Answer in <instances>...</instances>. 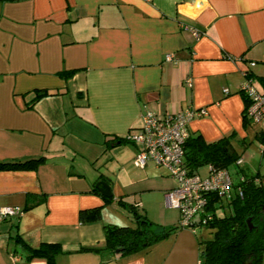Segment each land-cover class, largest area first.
Listing matches in <instances>:
<instances>
[{"label":"crops","instance_id":"1","mask_svg":"<svg viewBox=\"0 0 264 264\" xmlns=\"http://www.w3.org/2000/svg\"><path fill=\"white\" fill-rule=\"evenodd\" d=\"M244 70L264 75V0L0 2V161L41 158L0 169V208L21 210L0 220V264H198L190 227L126 253L105 248V225H135L130 207L161 226L179 221L164 208L163 169L135 167L122 138L144 113L203 109L189 136L242 141ZM95 207L97 219L80 217ZM44 243L59 246L51 261L30 253Z\"/></svg>","mask_w":264,"mask_h":264},{"label":"trees","instance_id":"2","mask_svg":"<svg viewBox=\"0 0 264 264\" xmlns=\"http://www.w3.org/2000/svg\"><path fill=\"white\" fill-rule=\"evenodd\" d=\"M10 0H0L7 2ZM247 77L252 81L256 80L259 89L264 93V75L254 76L245 70ZM72 71H66L64 77L69 76ZM244 108L242 111V124L245 126L250 122L245 117V108L248 100L241 93ZM41 95L36 93L34 100ZM31 100L30 103L34 100ZM204 115V114H202ZM193 118V117H192ZM136 129V128H134ZM134 129L128 130V133ZM127 133V134H128ZM122 141L134 142L126 138ZM258 144L262 146L261 153L264 155V134L258 129L254 133ZM238 153L233 149L229 136H223L215 141L205 142L199 135H191L183 143L182 160L185 167L192 171L201 164H207L211 169H224L228 173V165L234 164L238 168L239 179L236 183H231L228 196L220 198L211 192L206 195L207 201L204 208L210 214V218L202 223V218L196 216L190 223V228L204 224L210 230V236L206 239L198 240L199 256L198 264H261L264 253V186L256 174L244 173L240 168ZM41 158H33L19 161H0V169L5 167H20L35 165ZM230 178V176H229ZM109 201L110 198H102ZM225 199V200H223ZM221 208L223 214H216V210ZM132 220L135 225H105L104 239L105 248L108 250H119L126 253L141 248L149 247L157 241L174 233L182 226L179 221L174 226H161L152 223L145 215L138 213L134 207H130ZM80 217L87 219H97L98 209L82 210ZM203 216V214L201 215ZM179 219V217H178ZM248 219V221H246ZM59 246L54 243H44L37 248L30 249L31 254H44L49 261L54 259L58 253Z\"/></svg>","mask_w":264,"mask_h":264},{"label":"built area","instance_id":"3","mask_svg":"<svg viewBox=\"0 0 264 264\" xmlns=\"http://www.w3.org/2000/svg\"><path fill=\"white\" fill-rule=\"evenodd\" d=\"M191 36L197 39L201 32L186 26ZM172 55H165L170 60ZM253 65V62H249ZM243 80L240 84L241 93L248 100L245 108V117L252 124H257L264 134V93L259 92L252 85L247 74L242 71ZM188 84V80H187ZM226 90H224L225 92ZM203 109H187L171 116H156L151 112L144 113L139 127L130 131L126 138L137 146L136 154L132 160L135 167L142 168L147 162L164 167L174 179L175 185L164 193L168 206L178 210L179 223L190 226L194 216H200L202 223L210 218L204 211L208 193H215L220 198L229 194L230 178L224 169H211L202 178L195 170H188L182 160L183 143L188 137L186 123L194 116L204 114ZM238 159L236 163H240ZM21 210L10 206L0 208V220L18 216ZM203 214V216H201Z\"/></svg>","mask_w":264,"mask_h":264},{"label":"rangeland","instance_id":"4","mask_svg":"<svg viewBox=\"0 0 264 264\" xmlns=\"http://www.w3.org/2000/svg\"><path fill=\"white\" fill-rule=\"evenodd\" d=\"M251 82L255 88L259 89L258 84L255 79H253ZM243 128H244L243 130L245 134H244L242 141H236V142L231 141L232 146L235 149V152L239 153L243 157V160L246 164V167L244 166V171H247V173H253V174L259 173V175L264 177V156L260 154L259 144H258L257 139L254 136V133L259 129V126L257 124L249 123V124H246ZM160 169H163L164 171L162 173V176L159 175L163 178L162 181H164L167 185H170L171 187H173L175 185L174 179L167 173L164 167H161ZM227 170H228L232 183H236L237 180L239 179L237 166L232 163L228 165ZM197 172L202 178L206 177L208 174L207 164L199 165ZM158 199L159 197L157 195H154L152 198L153 203L156 202L158 204L159 203ZM110 206L111 207L113 206L115 209H120L121 211H123L122 205L117 204V202L111 203ZM164 208L173 210V212H175V214L177 215L176 219L178 221V210L176 207H171V206L165 207L164 206ZM149 209H151L153 215L156 214L155 207L153 205H151ZM215 213L218 215L219 214L221 215L223 214V210L219 208L216 210ZM194 218H196V216H194ZM193 229L195 232L194 233L195 234L194 254L196 256L195 258H197L199 256V247H200L198 244V240H200V238L201 239L208 238L210 236V230L206 226H204V224L195 226ZM130 256H134V255H130Z\"/></svg>","mask_w":264,"mask_h":264},{"label":"water","instance_id":"5","mask_svg":"<svg viewBox=\"0 0 264 264\" xmlns=\"http://www.w3.org/2000/svg\"><path fill=\"white\" fill-rule=\"evenodd\" d=\"M96 187V189L98 190L99 194L103 197H110L111 196V191L109 188V185L107 183H105L104 181H98L95 183L94 185ZM248 221V219L246 220ZM117 251V250H115Z\"/></svg>","mask_w":264,"mask_h":264}]
</instances>
